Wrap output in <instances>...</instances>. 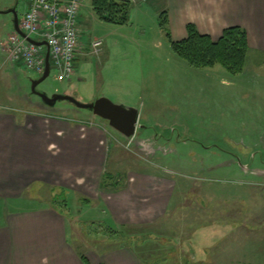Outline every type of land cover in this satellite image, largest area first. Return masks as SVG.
Masks as SVG:
<instances>
[{
  "label": "rangeland",
  "instance_id": "rangeland-1",
  "mask_svg": "<svg viewBox=\"0 0 264 264\" xmlns=\"http://www.w3.org/2000/svg\"><path fill=\"white\" fill-rule=\"evenodd\" d=\"M141 1L132 3L143 9L132 6L128 23L117 25L99 20L90 0H84L78 20L81 54L73 61V73L85 79L76 82L72 74L58 80L51 66L37 89L84 103L106 97L138 109L142 127L128 148V140L107 121L93 120L107 125L110 142L117 146L102 186L118 184L135 167L171 182L165 213L153 226L136 230L131 245L127 242L139 264H264V62L247 59L237 75L220 65L192 67L171 50L161 31V1ZM28 6L29 0H0V11L14 7L19 23ZM13 31L12 14L0 13V40ZM95 40L102 42L98 50L92 47ZM18 62L24 94L20 107L83 119L93 115L67 101L43 104L31 93V80L40 75ZM10 85L15 92V84ZM48 190L31 184L19 204L56 206L55 200L63 199L65 207L58 202L59 211L66 217L71 212L84 225L76 228L79 238L80 231L110 235L105 220L96 215L94 200ZM4 211L0 202V217ZM126 233L121 231L123 239Z\"/></svg>",
  "mask_w": 264,
  "mask_h": 264
},
{
  "label": "crops",
  "instance_id": "crops-1",
  "mask_svg": "<svg viewBox=\"0 0 264 264\" xmlns=\"http://www.w3.org/2000/svg\"><path fill=\"white\" fill-rule=\"evenodd\" d=\"M130 1L131 7L143 9ZM159 1L160 13L167 12L172 40L186 38L189 23L214 40L224 29L237 26L246 32V60L264 62V0ZM130 16L131 8L129 20ZM9 35L0 40V202L5 206L0 217V264H84L81 255L88 264H139L127 242L131 245L136 230L153 226L165 213L171 182L135 167L118 184L102 186L108 159L110 155L114 159L117 150L107 128L91 123L93 115L83 119L20 107L23 73L18 61L6 58ZM74 75L76 82L85 79ZM10 84H15V92ZM31 184L45 186L50 193L64 189L94 200L96 215L112 230L127 232V241L119 233L107 237L80 231L79 238L76 228L84 225L71 212L66 217L49 202L19 204Z\"/></svg>",
  "mask_w": 264,
  "mask_h": 264
},
{
  "label": "built area",
  "instance_id": "built-area-1",
  "mask_svg": "<svg viewBox=\"0 0 264 264\" xmlns=\"http://www.w3.org/2000/svg\"><path fill=\"white\" fill-rule=\"evenodd\" d=\"M83 0H29V6L19 23L25 33L22 37L12 32L8 38L6 58L15 62L22 60L24 66L40 74L45 63L46 46L27 41H45L49 48V61L56 71L58 80H68L73 74V61L80 44L78 20ZM102 42H92L98 50ZM102 124V123H101ZM130 139L124 144L128 148Z\"/></svg>",
  "mask_w": 264,
  "mask_h": 264
},
{
  "label": "trees",
  "instance_id": "trees-1",
  "mask_svg": "<svg viewBox=\"0 0 264 264\" xmlns=\"http://www.w3.org/2000/svg\"><path fill=\"white\" fill-rule=\"evenodd\" d=\"M90 2L92 10L99 20L117 25L128 23L130 0H90ZM166 25L167 12L162 11L159 14V26L165 32L171 50L190 66L205 68L220 65L231 75H237L244 71L248 42L246 32L241 27H228L223 30L218 39L214 40L208 35L200 34L195 25L189 23L186 26V38L174 41ZM62 200L58 201L61 204L59 208L65 207V203L63 204L65 200ZM87 201L89 200H85V202ZM58 202L55 200L56 206H58ZM106 229L111 234H121L122 231L121 228L116 231L109 227ZM81 259L84 264H88L84 255H81Z\"/></svg>",
  "mask_w": 264,
  "mask_h": 264
},
{
  "label": "water",
  "instance_id": "water-1",
  "mask_svg": "<svg viewBox=\"0 0 264 264\" xmlns=\"http://www.w3.org/2000/svg\"><path fill=\"white\" fill-rule=\"evenodd\" d=\"M0 13H11L14 31L22 37L26 36L25 33L22 32L19 28V20L16 13V9L14 7L4 11H0ZM26 39L28 42L33 43L35 45L46 46L43 72L38 78L31 80V93L39 96L43 104L48 107H53L57 101H67L77 108L87 109L92 112L93 116L99 117L100 119L107 121L108 125L113 130H115L126 138L134 136L137 128L142 127V125L138 124V109L114 103L106 97H99L93 102L84 103L70 95L55 93L51 96H48L46 93L39 91L37 89L38 84L44 81L50 73L51 66L49 61V48L45 41H36L30 37H27Z\"/></svg>",
  "mask_w": 264,
  "mask_h": 264
}]
</instances>
